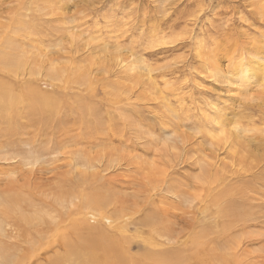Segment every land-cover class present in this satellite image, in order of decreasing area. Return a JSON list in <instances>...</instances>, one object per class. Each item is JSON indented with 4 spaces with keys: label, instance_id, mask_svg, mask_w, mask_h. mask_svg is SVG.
I'll return each instance as SVG.
<instances>
[{
    "label": "rangeland",
    "instance_id": "obj_1",
    "mask_svg": "<svg viewBox=\"0 0 264 264\" xmlns=\"http://www.w3.org/2000/svg\"><path fill=\"white\" fill-rule=\"evenodd\" d=\"M96 1L0 0V264H264V195L230 209L264 149L233 139L246 121L223 133L213 120L226 88L252 102L264 86L239 93L204 57L247 63L221 30L264 34L255 7Z\"/></svg>",
    "mask_w": 264,
    "mask_h": 264
},
{
    "label": "bare ground",
    "instance_id": "obj_2",
    "mask_svg": "<svg viewBox=\"0 0 264 264\" xmlns=\"http://www.w3.org/2000/svg\"><path fill=\"white\" fill-rule=\"evenodd\" d=\"M51 0H49L50 2ZM84 1V0H83ZM196 1V0H195ZM201 1V0H200ZM203 1V0H202ZM221 2H225V0H220ZM242 1V3H241ZM228 0V8L230 9L231 12H234V9H237L239 7V5H251L253 7H255L254 9H251L252 11H250L249 14V18L252 19V22L249 23L250 25L252 23H255L256 21L254 19L259 18L260 25L254 29V31H256V33H262L264 30V0ZM54 2V1H53ZM51 2V3H53ZM65 2V1H64ZM73 2V1H72ZM103 2V0H97L95 4H93L91 7H89L86 3V5L88 6V8H92L94 6H99V4H101ZM55 3L57 4L56 8L58 9L55 13L57 14V18L56 20L58 21H62L60 23V25H63V23H65V21L62 19V16H65L67 14L66 9H67V4L66 3H62L59 1H55ZM77 4V2H75ZM197 4V2H195ZM50 4V3H49ZM54 4V3H53ZM55 4V5H56ZM80 4V3H79ZM84 4V5H85ZM103 4V3H102ZM123 4V3H122ZM187 3H185L186 6ZM202 4V3H201ZM82 5V4H81ZM85 5V6H86ZM104 5V4H103ZM102 5V6H103ZM119 5V4H118ZM124 5V4H123ZM52 6V5H49ZM49 6L47 7V9L49 8ZM69 6V5H68ZM74 6V5H73ZM78 6V4H77ZM83 6V5H82ZM115 6V5H114ZM122 6V5H121ZM202 6V5H201ZM53 7V6H52ZM113 7V6H112ZM111 7V8H112ZM200 7V6H199ZM205 7V6H204ZM51 8V7H50ZM54 8V7H53ZM55 8V10H56ZM87 8V7H86ZM95 8V7H94ZM190 8V7H189ZM46 9V10H47ZM52 9V8H51ZM76 9V8H75ZM201 9V7H200ZM113 10V9H112ZM197 10V8H196ZM76 11V10H75ZM194 11V10H193ZM202 11V10H201ZM51 13V12H49ZM129 13V12H128ZM154 14V13H153ZM92 15V14H91ZM90 15V16H91ZM155 16V15H154ZM145 17V16H144ZM165 17V16H164ZM170 17V15H169ZM163 17H161L162 19ZM146 19V17H145ZM156 19V18H155ZM154 19V20H155ZM157 20V19H156ZM172 20V19H171ZM96 21V20H95ZM165 21V20H164ZM67 22V21H66ZM154 22V21H153ZM158 21H155L151 27H150V34L156 35L159 30H161V27H159V24L157 23ZM148 23V22H147ZM58 24V22H57ZM112 24V23H111ZM65 26L63 27V29H68V24L66 25V23L64 24ZM141 25V24H140ZM136 26V25H135ZM241 26V25H240ZM62 27V26H61ZM134 27V26H133ZM132 27V28H133ZM147 27V26H146ZM171 27V26H170ZM228 27V26H227ZM227 27H223L224 29ZM237 26L234 25V23L232 25H229V27L225 30H221V32H224L221 36L227 35L226 37H224L225 41H227L228 38L231 39V46L233 47L232 52L234 54H236L237 59L233 60V61H238L239 59H242V61H246L247 59V63H245L244 65L242 63L239 62H232L224 64V66H221L218 64V57L214 56L213 54L207 53V55H205L204 53L206 52L201 46V44L199 45V48H202L203 50L199 51L200 54L203 53L204 57H205V65L211 64V69L212 71H217L219 73H222L221 68L224 67L225 70L228 71V73H224V75L228 78H230V83L234 86H236L237 90L239 93H241V88L244 87H240L238 88V86L243 85V83L247 82L249 85L253 84L254 86H258V85H263L264 86V60H263V54H258L256 57L253 54H250L251 51L249 50H258L259 48H261L262 50L264 49V43L263 44H259L260 41L264 42V34H260L258 36L255 35V33H251L249 31H245V30H240V31H236ZM131 28V29H132ZM148 28V27H147ZM59 29V28H58ZM57 29V30H58ZM165 29V28H164ZM251 29V28H249ZM127 30V29H126ZM137 30V29H136ZM232 30H235L236 32H231ZM106 31V30H105ZM111 31V30H110ZM149 31V30H148ZM60 32V35L64 32L63 30L58 31ZM133 32V31H132ZM135 32V31H134ZM160 32V31H159ZM163 32V31H162ZM218 32V31H216ZM68 33V32H67ZM121 33V32H120ZM142 33V32H140ZM234 33V34H232ZM264 33V32H263ZM122 34V33H121ZM144 34V33H143ZM147 34V33H145ZM150 36V35H149ZM229 39V40H230ZM202 42L201 38L199 39V43ZM141 43V42H140ZM167 43V42H166ZM233 43V45H232ZM209 44V43H208ZM212 45V43H211ZM119 47H121L120 45H117ZM158 46V45H157ZM132 47V46H131ZM91 48L94 50H99L96 49L95 45H91ZM104 49V48H103ZM119 49V48H117ZM123 49V46H122ZM211 50V49H210ZM237 50V51H236ZM134 50L129 48V52L130 54H133ZM198 52V53H199ZM202 54V55H203ZM231 55V54H230ZM201 56V55H200ZM197 58V57H196ZM200 58V57H199ZM228 58V57H227ZM230 58V57H229ZM228 58V59H229ZM195 59V58H194ZM203 59V58H202ZM7 60V59H6ZM5 61V60H4ZM12 62V61H11ZM203 61L198 60V64L200 65V67H203ZM243 65V66H242ZM210 67V66H209ZM126 68H130L129 65L126 66ZM205 68V66H204ZM232 68V69H231ZM156 69V68H155ZM231 69V71H229ZM162 71V69H161ZM128 76V75H127ZM132 76V75H131ZM134 76V75H133ZM130 77V76H129ZM127 79V78H126ZM119 82V81H118ZM115 84V82H112ZM113 84V85H114ZM247 84V85H248ZM246 85V87H247ZM259 89V88H258ZM261 89V90H260ZM259 90H257V92L255 93V95L253 97H255V101L253 99H251L252 102H243L242 100L240 101L238 98V96L236 97L235 95H237V93L233 96H230L229 93L230 91H232V88H226L225 90L227 91V93H225L226 95L223 96V103L225 104L224 107H214V121L215 124H217L218 129H216L218 132H223V133H228L231 130V123H238V122H243L246 121L248 124H246L244 127V129H240V131H236L233 132V139L235 140V142L239 141L242 143L243 147L246 149V151H248L250 154H252L253 152H251V144L256 145L262 149H264V133H263V127H258V126H252L250 125V123H253L255 120H264V89H262V87ZM246 90L243 89V91ZM34 90H31V92H33ZM237 92V91H236ZM36 93V91L33 94V96ZM157 97V96H156ZM155 97V99H156ZM158 99H162V97L159 95ZM164 99V98H163ZM162 99V100H163ZM237 100H239V103L237 102ZM237 107L238 110L235 111L233 110L234 108L232 107ZM232 106V107H231ZM158 107V106H156ZM165 110V109H164ZM158 111V110H157ZM206 117V115H205ZM208 117V116H207ZM167 118L168 115H167ZM172 121V120H171ZM211 121V120H210ZM163 121L161 120V123ZM164 123V122H163ZM167 124V123H166ZM165 124V126H166ZM240 124V123H239ZM238 124V125H239ZM95 125V124H94ZM210 125V124H209ZM212 125V124H211ZM214 125V124H213ZM243 125V124H242ZM97 126V125H96ZM173 127L178 126V123H173L172 124ZM216 127V126H215ZM216 127V128H217ZM238 129V130H239ZM250 131H254L252 133H249ZM258 131V132H257ZM204 138V137H203ZM233 141V140H232ZM198 142V146L200 145V141ZM231 142V141H229ZM234 142V141H233ZM234 142V143H235ZM202 144V143H201ZM231 149V146L230 148ZM230 151V150H229ZM164 152V151H163ZM228 154V153H227ZM215 155H213L214 157ZM230 156V155H229ZM231 158V157H229ZM222 160V159H221ZM254 169H256V171H249L246 172L248 174L247 178H245L244 176H242L241 174H237L238 177H240L241 179L244 178V181H241L240 183H238L240 188L235 187L233 184V188H234V192L235 194H237L239 196V198H242L244 200H240V203H234L233 205L230 206V209L232 207H236L235 205H239L241 207L245 206L246 203H248V199L252 198L254 195H251L248 191H257L258 195H264V190L261 189H257L258 187V183L259 185L262 184L264 186V156H262L260 158V160L256 163L255 166H253ZM246 174V175H247ZM259 181V182H256ZM16 182V181H15ZM18 183H16V186L13 185L12 182H10L8 189H7V194L10 196L11 198V193L12 191L16 190H22L20 186L17 185ZM231 184V183H230ZM55 187L53 189V193L58 196L61 194L65 193V189H63L62 185H59V183L57 185L53 184ZM228 185V184H227ZM233 188H230L231 190H233ZM52 189V188H51ZM226 189V188H224ZM14 193V192H13ZM17 194V193H15ZM5 196V195H4ZM110 198H108V196H103V197H98L99 201L98 204H107L108 201L112 198V196H109ZM94 204V203H93ZM254 208V207H253ZM236 209V208H235ZM261 210V209H260ZM235 212V211H234ZM240 214V213H239ZM72 233V232H71ZM68 238V237H67ZM69 240V239H68ZM67 241V239H66ZM68 242V241H67ZM29 253V252H28ZM161 259V258H160ZM165 260V258H163ZM163 259H161L160 261H162Z\"/></svg>",
    "mask_w": 264,
    "mask_h": 264
}]
</instances>
